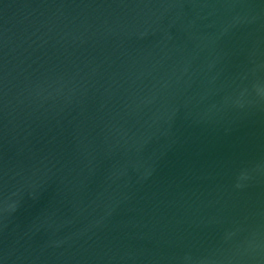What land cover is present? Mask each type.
I'll return each instance as SVG.
<instances>
[{
	"label": "water",
	"instance_id": "water-1",
	"mask_svg": "<svg viewBox=\"0 0 264 264\" xmlns=\"http://www.w3.org/2000/svg\"><path fill=\"white\" fill-rule=\"evenodd\" d=\"M0 264H264V0H0Z\"/></svg>",
	"mask_w": 264,
	"mask_h": 264
},
{
	"label": "clouds",
	"instance_id": "clouds-1",
	"mask_svg": "<svg viewBox=\"0 0 264 264\" xmlns=\"http://www.w3.org/2000/svg\"><path fill=\"white\" fill-rule=\"evenodd\" d=\"M18 210V205H16V204H13L12 206H11V208H10V211H12V212H15V211H17Z\"/></svg>",
	"mask_w": 264,
	"mask_h": 264
}]
</instances>
